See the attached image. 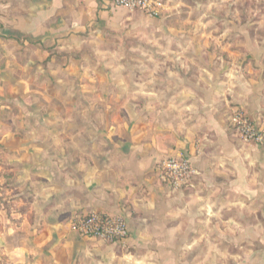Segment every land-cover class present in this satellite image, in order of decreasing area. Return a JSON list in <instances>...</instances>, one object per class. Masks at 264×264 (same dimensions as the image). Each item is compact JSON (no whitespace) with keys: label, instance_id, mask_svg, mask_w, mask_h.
Listing matches in <instances>:
<instances>
[{"label":"crops","instance_id":"crops-1","mask_svg":"<svg viewBox=\"0 0 264 264\" xmlns=\"http://www.w3.org/2000/svg\"><path fill=\"white\" fill-rule=\"evenodd\" d=\"M158 1L153 19L112 0H0L8 264H264V145L230 125L235 110L264 124V20L213 37L196 7ZM179 152L195 174L173 189L159 164ZM91 212L124 216L126 243L73 232Z\"/></svg>","mask_w":264,"mask_h":264},{"label":"built area","instance_id":"built-area-1","mask_svg":"<svg viewBox=\"0 0 264 264\" xmlns=\"http://www.w3.org/2000/svg\"><path fill=\"white\" fill-rule=\"evenodd\" d=\"M115 7L129 11H141L149 18L160 16L162 5L158 0H112ZM235 134L244 142L264 145V124L249 118L241 110H235L230 118ZM195 171L186 152H179L159 164V179L173 189L186 184ZM73 232L85 239L104 241L111 244H125L129 238V228L122 215L113 216L91 212L77 217L71 226Z\"/></svg>","mask_w":264,"mask_h":264},{"label":"rangeland","instance_id":"rangeland-1","mask_svg":"<svg viewBox=\"0 0 264 264\" xmlns=\"http://www.w3.org/2000/svg\"><path fill=\"white\" fill-rule=\"evenodd\" d=\"M170 6L175 5L177 0H163V2L167 6V2ZM186 5L183 8L189 9L188 6L196 7L195 12L191 14H187L192 19L196 21L209 22L210 27L208 32H210V36L213 37H241L242 33L239 31H245L244 29H239L236 25H232L229 29L227 28V23L234 22L239 24L240 22L243 24L248 23L247 27V37L253 36L255 34V22L264 20V0H184ZM182 18L178 15H173L168 18V21L172 23H176L178 20ZM154 19V18H153ZM173 30L175 28H179L180 25L173 24ZM229 27V25H228ZM203 28V27H201ZM179 31V29H178ZM177 31V33H178ZM207 36L204 29L194 30L192 28L185 30V35L187 36H201V33ZM126 36H122L121 40L118 41L119 44H127ZM212 49L214 51L222 52L223 48L219 45H212ZM6 174V173H5ZM3 175H0V218L3 217L6 213V209H12L14 205L11 204L10 195L11 189L5 188L3 186L4 180ZM8 212H10L8 210ZM12 212V211H11ZM2 230V224L0 221V232ZM0 264H8L6 258L0 252Z\"/></svg>","mask_w":264,"mask_h":264}]
</instances>
